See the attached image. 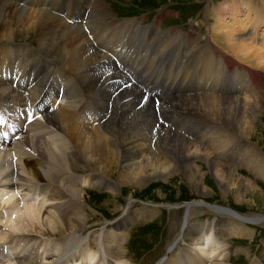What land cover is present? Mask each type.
Segmentation results:
<instances>
[{"label":"bare ground","instance_id":"obj_1","mask_svg":"<svg viewBox=\"0 0 264 264\" xmlns=\"http://www.w3.org/2000/svg\"><path fill=\"white\" fill-rule=\"evenodd\" d=\"M14 1L0 0V116L9 118L5 128L0 120V264H134L131 244L121 248L134 216L103 227L92 211L108 218L109 208L88 193L100 198L94 192L106 188L117 197L118 188L158 178L173 188L184 177L204 198L210 173L241 204L255 186L244 179L246 190H234L239 168L264 178V154L252 144L264 130L255 73L264 75V12L253 1L221 7V30L204 44L175 29L120 24L105 0H89L82 20L77 7L87 0ZM47 67L52 72L41 73ZM181 207L168 256L180 240L192 244L196 264H225L228 256L216 222L190 226L197 207L228 217L237 234L264 222L201 202Z\"/></svg>","mask_w":264,"mask_h":264},{"label":"rangeland","instance_id":"obj_2","mask_svg":"<svg viewBox=\"0 0 264 264\" xmlns=\"http://www.w3.org/2000/svg\"><path fill=\"white\" fill-rule=\"evenodd\" d=\"M231 1L233 0H105L104 4H106V7H108L116 17L115 21L121 22L120 24L129 20L137 22L139 27L143 28L145 31L152 28L155 29V25H158L161 31L167 32L170 29H175L178 32L183 31L182 33L187 37L192 35L191 37L193 40L200 39L198 44H204L209 39L213 29L215 30V28H217L221 30V26H218L219 23L217 24L218 19H216V15L221 12V7H230L232 5L230 3ZM248 1H253L255 3L253 4L254 7L261 10V13L264 12V0ZM239 2L241 3L242 0H239ZM89 4L90 1L87 0L82 6L77 7L78 12L76 14H80L81 20ZM70 10H72V8ZM67 21H69V19H67ZM254 24V21H250L249 27ZM177 28H179V30ZM193 29L196 30L195 33L192 32ZM262 29L264 30V27H262ZM13 43L20 45L19 41L11 42V44ZM27 49L29 48L27 47ZM25 66L26 73L24 76H27L31 68V62ZM46 71L52 72L51 68L47 67L41 73ZM255 73L261 76L257 82L260 85L256 84V86L264 89L263 73ZM156 87L159 89V85ZM22 113L23 109L20 111L21 117L24 116ZM6 118L9 120L7 116L5 118L0 116V120ZM7 119L2 124L4 128L7 126ZM101 120L102 117L98 119L96 124H99ZM103 120L104 122L106 121V119ZM259 125H257L258 131L261 129ZM4 128L1 129L3 134L6 133ZM16 132L20 134L21 130H16ZM260 136L259 141H252V144L257 146L264 154V130L261 132ZM239 172L241 175L236 179L238 186L235 187L234 190L239 189L240 191H244L245 188L242 186V181H244V179H249L255 186V189L249 191L247 194L243 192V194H245V200L241 204L237 202L235 193L229 192L230 194L224 196L223 192H225V188H222L210 173L205 177L206 180L204 179V183L206 186L208 185L207 188L209 190V194L204 198H202V196L200 197L195 187L190 188V185L185 184L183 180L184 177H177L173 180V188H167V182H164L162 178H158L139 189L123 191L122 188H118L117 197L113 196L106 188H101L96 191L94 190L95 195L100 198H96L94 194L91 193L87 194V198L90 202L92 196L91 201H93V204L109 208L107 209L109 213L107 216L108 218L103 217L102 212L97 210H95L96 212L92 211L97 215V219L103 224V227L110 228L113 224L121 220H127V218L130 219L134 216L129 226L130 236L125 238L121 245L122 248L126 243L127 245L131 244L129 256L135 259L134 264H141L145 261L146 264H158L161 260H163L162 264H166L170 258L174 259L179 264H196L194 257H191L190 251L193 249L192 244L186 243L187 246H185L184 242H180V240L178 243L179 248L174 247V253H176V255L174 257L168 256L172 253L171 250L168 251L171 247V242H174V239L177 237L175 235L180 232V227L184 223L183 219L185 213L181 206L184 204L201 202L205 206L224 208L225 210L227 209L230 212L239 213L248 218L264 217V178L251 175L244 168H239ZM113 179H115V177H113ZM104 182L112 184L109 180H105ZM67 186L74 187L72 184ZM130 199H132L131 204L129 203ZM77 203L83 207H90V205H85L86 203L83 199H79ZM170 206L172 208L178 207V209L169 211L167 208ZM149 211H151V214H148ZM173 212L175 214L172 215L171 213ZM15 219L16 216H12V220ZM213 222L218 224L217 233H227L225 234L227 235L225 242L228 248V256L226 258L227 263L225 264H264V222L257 226L245 227L241 225L244 231L243 233H239V235L234 232V223L230 222L228 217L215 215L207 212L204 208L199 209L198 207L191 212L190 226L193 230H200L203 226L211 225ZM169 224H175L174 228L176 230L173 228L175 230L174 232L172 231L173 229L170 230ZM235 225H238V223L235 222ZM96 228L95 230L98 231V228L101 227ZM106 230L107 229L101 230V232H105ZM212 236L213 233H211V238ZM45 240L46 241H43V243L45 242L49 246L54 245V242L56 244L58 243L56 240L52 241V239ZM101 240H103V234ZM227 242L229 243L227 244ZM185 247H188L187 249H189V251ZM0 248L3 250L2 246ZM98 249H100V247H98ZM5 250L9 253V247H4V253L7 254ZM198 250L199 249L195 251V254H197ZM94 251L98 250L94 249ZM99 252L100 251H98V253ZM125 263L129 264L128 262Z\"/></svg>","mask_w":264,"mask_h":264},{"label":"clouds","instance_id":"obj_3","mask_svg":"<svg viewBox=\"0 0 264 264\" xmlns=\"http://www.w3.org/2000/svg\"><path fill=\"white\" fill-rule=\"evenodd\" d=\"M195 246V245H194ZM208 259H209V264H211V257H208Z\"/></svg>","mask_w":264,"mask_h":264}]
</instances>
